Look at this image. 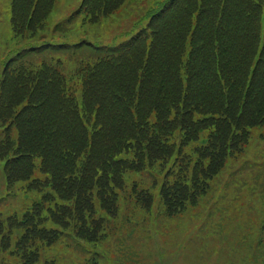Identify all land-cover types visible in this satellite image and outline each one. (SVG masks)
I'll use <instances>...</instances> for the list:
<instances>
[{
  "label": "trees",
  "instance_id": "trees-1",
  "mask_svg": "<svg viewBox=\"0 0 264 264\" xmlns=\"http://www.w3.org/2000/svg\"><path fill=\"white\" fill-rule=\"evenodd\" d=\"M120 1L85 0L84 8L94 17L92 20H98ZM176 1V18L160 20L166 10L161 11L149 24L151 34L141 30L129 41L108 48L106 58L93 66L79 67L82 100L67 83L70 73L53 64L34 67L23 63L4 69L0 77V124L9 123L18 137L15 142L6 132L0 140V157L11 169L7 168L6 198L14 195L19 184L29 196L23 203V217L8 219L7 234L12 229L20 232V237L33 232L30 247L39 240L37 250L40 241L57 234L90 243L111 233V222L96 213L103 210L117 216L120 200L133 207H149L158 196L165 203L180 202L182 207L189 193L197 198L206 192L208 180L223 168L224 159L233 153L231 149L236 151L233 156L241 151L246 142L245 128L234 126V122L242 118L251 103L262 106L257 121L264 124V44L256 58L263 0ZM16 2L21 3L15 0L13 12ZM35 6L29 4V14L20 17L24 30L43 19ZM159 20L162 23L157 27ZM58 30H64L62 24L56 25L54 31ZM150 36L152 48L146 42ZM187 42L189 50L185 49ZM206 42L209 54L204 53ZM59 44L43 43L26 51L73 47ZM81 48H87L86 44ZM243 68L245 78L237 88L238 81L232 75ZM98 69L105 71L99 73ZM120 71L124 78H134L131 86L101 84L107 80L123 82ZM171 73L174 75L167 78L180 86L167 96L160 78ZM92 83L102 92L94 104L88 99ZM5 90L17 95L6 98ZM162 93L168 102L162 99ZM87 102L93 104L89 110ZM234 102L238 117L231 115ZM136 106L139 110L135 115ZM214 106L217 110L212 112ZM145 107L146 112L155 111L157 115L140 117ZM196 115L205 118L197 120ZM122 118H130L131 128L110 135L111 131L123 130V123H119ZM88 125L93 129L91 136ZM225 126L230 129L227 138L221 130ZM181 129L185 138L178 143L176 133ZM207 129L205 149L198 147L194 158L190 151L182 150L187 141V150L194 148L193 140ZM37 160L45 179L33 174ZM3 228L0 219L1 245L9 246L11 238L3 242ZM26 246L18 247L20 255L27 254Z\"/></svg>",
  "mask_w": 264,
  "mask_h": 264
},
{
  "label": "rangeland",
  "instance_id": "rangeland-1",
  "mask_svg": "<svg viewBox=\"0 0 264 264\" xmlns=\"http://www.w3.org/2000/svg\"><path fill=\"white\" fill-rule=\"evenodd\" d=\"M163 1L127 2V0H122L114 7L112 12H115L106 18L92 20L94 24H89L87 18L81 24L80 19L85 14L83 9L80 11L75 9L82 4L83 0H20V5L16 2L12 14L11 8L15 0H0V61L5 62L4 60L7 59L6 51L10 47L11 39L15 40L19 47L27 44L23 41H27L32 36L35 40L33 43L48 38H53V40L69 38L68 41L71 42V40L74 41L84 36L88 37V41L93 46L102 47L117 43L129 37L139 26L144 25L151 15L148 10L152 7L158 8ZM173 1L168 2L170 8L166 13V18L174 19L178 14V9L173 8L177 1ZM34 3L35 7H39L43 19H37L39 22H34L33 26H29L28 29L26 27L24 30L20 17H24L25 13L28 15L29 9L27 8L29 4L33 6ZM74 10L79 11L75 13L80 14L79 20L72 24L65 22L63 32H54L52 30L54 24L69 14L74 15ZM35 15L34 13L33 16ZM187 43L188 47L185 49L189 50V42ZM209 50L210 45L206 42L204 53H208ZM161 53H165L163 48ZM49 55L61 59L57 68L66 74L69 69L77 67L76 63H80L78 69L86 65L87 67L93 66L83 59L87 57H84L85 55L81 52L60 51ZM40 56L38 55L35 61L40 60ZM96 71L102 73L105 70ZM120 73L124 83L118 80L114 82L107 80L101 84L111 83L112 86L117 87L131 86L134 78L126 79L122 75L123 72L120 71ZM243 73L244 68L239 74L232 75L238 81L237 88L241 86V81L245 78L242 76ZM172 75L174 73L165 75L164 79L160 78L163 82V91L167 96L172 95L174 89L180 86L178 81L174 82L167 78ZM67 83L74 85L76 90L82 86V80L71 77V74L68 75ZM91 85L92 90L88 93V99L94 104L100 99L102 92L98 90L97 84L92 83ZM10 92L12 91H4L6 98L17 95V92L13 95H10ZM76 94L83 96L82 89H79ZM165 94L162 93V99L168 102ZM217 100L218 96L215 98V101ZM88 103L87 110H89L88 107H93V104L88 105ZM104 106V112L107 113V104L104 103ZM233 107L231 115L238 117L235 102ZM260 107L262 106L259 104L253 106L251 103L242 118L234 122V126L240 125L245 128L246 142L239 149L241 151L235 154V158L233 155L236 151L231 149L233 153L224 159V166L220 172L208 180V187L204 194L194 198L189 193L182 207L180 202L155 201L150 213H146L144 209L133 208L131 204L125 205L120 200L117 203V216L106 214L103 211L96 213L104 215L106 222H111L110 228L108 227L111 233L108 232L103 240L96 242L93 240L88 243L67 235L57 234L49 237L48 241H40V248L37 250L39 240L30 247L29 236L33 232L20 237V232L15 236V233L10 235L7 234V230H4L3 242L6 243L11 238V244L2 246L0 241V264H264V124L257 121V115L261 111ZM146 109L145 107L140 117L157 115L155 111L146 112ZM138 110L139 107L136 106L135 115L138 114ZM216 110L217 107L214 106L211 111ZM127 113L130 116L128 111ZM119 123H123V130L111 131L110 135L122 133L131 128L130 118L119 119ZM221 130L225 132L227 138L230 133L229 127L225 126ZM208 132V129L202 131L200 137L193 140L196 144L194 148L187 150L186 144L189 142L187 141L181 146L182 150L190 151L194 158L196 155L194 151L198 147L205 149ZM176 136L178 143H181L185 138V131L178 130ZM1 159L3 158L0 157V199L6 198L7 175L8 170H11ZM197 185L200 188L201 182ZM24 202L23 194L6 198L0 203V212L11 214L18 209L21 212L20 207ZM70 205L74 207V203ZM130 209L132 211L127 213L126 211ZM125 217H132V221H125ZM36 232L40 234V231ZM86 237L89 238V235ZM16 238H18L17 242ZM95 238L91 237V239ZM25 245H28L25 247L28 252L26 255L23 253L20 255L21 249L19 248ZM29 254L31 257L24 259V256L28 257Z\"/></svg>",
  "mask_w": 264,
  "mask_h": 264
}]
</instances>
